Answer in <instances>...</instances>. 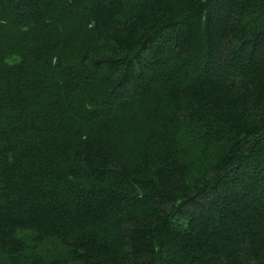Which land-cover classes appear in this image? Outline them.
Wrapping results in <instances>:
<instances>
[{
  "label": "trees",
  "instance_id": "1",
  "mask_svg": "<svg viewBox=\"0 0 264 264\" xmlns=\"http://www.w3.org/2000/svg\"><path fill=\"white\" fill-rule=\"evenodd\" d=\"M0 264H264V0H0Z\"/></svg>",
  "mask_w": 264,
  "mask_h": 264
}]
</instances>
